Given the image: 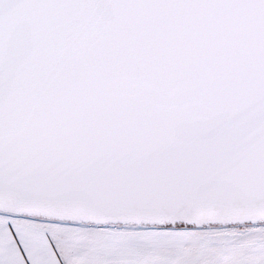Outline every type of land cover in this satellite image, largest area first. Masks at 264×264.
Instances as JSON below:
<instances>
[{"label":"snow or ice","instance_id":"6c2138e0","mask_svg":"<svg viewBox=\"0 0 264 264\" xmlns=\"http://www.w3.org/2000/svg\"><path fill=\"white\" fill-rule=\"evenodd\" d=\"M0 264H264V0H0Z\"/></svg>","mask_w":264,"mask_h":264}]
</instances>
